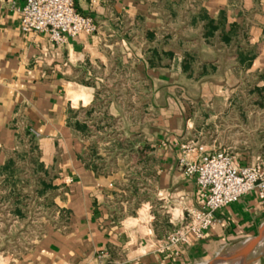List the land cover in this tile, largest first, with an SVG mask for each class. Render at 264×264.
Returning a JSON list of instances; mask_svg holds the SVG:
<instances>
[{
  "label": "crops",
  "instance_id": "obj_1",
  "mask_svg": "<svg viewBox=\"0 0 264 264\" xmlns=\"http://www.w3.org/2000/svg\"><path fill=\"white\" fill-rule=\"evenodd\" d=\"M24 2L0 0V174L7 175L8 159L21 149L18 134L26 130L57 192L51 218L37 209L24 219L12 217L8 202L0 203V264H94L100 250L108 255L103 264H199L255 237L264 201L252 191L216 211L201 239L191 235L178 250L167 245L166 235L204 200L195 177L178 167L180 144L200 128V105L206 125L222 119V102L238 93L242 79L231 68L199 79L182 73L184 49L175 25L164 29V14L167 4L201 9L214 20L223 13L226 29L246 22L249 43L257 46L246 71L252 74L264 71V0H74L77 12L99 29L63 44L22 31L18 9ZM168 37L158 48L172 60L151 67L146 41L156 46ZM96 100L108 103L92 115L109 118L97 128L140 136L154 156L151 174L122 157L106 172L88 165L90 139L74 129L71 111ZM256 159L238 157L241 165ZM134 174L150 188L131 196L126 187ZM7 191L0 182V196Z\"/></svg>",
  "mask_w": 264,
  "mask_h": 264
},
{
  "label": "trees",
  "instance_id": "obj_2",
  "mask_svg": "<svg viewBox=\"0 0 264 264\" xmlns=\"http://www.w3.org/2000/svg\"><path fill=\"white\" fill-rule=\"evenodd\" d=\"M171 6L165 5L169 13L164 14V29L171 30L170 25H175L173 31L184 49L180 62L182 73L199 79L231 68L242 79L238 93L229 98V104L234 111H238L241 117H246L249 104L261 103L263 106L264 84L259 86V83L264 81V71L246 73L257 53V46L249 43L248 24L232 23L226 29L223 13L220 18L214 20L201 9ZM186 28H191L192 31H184ZM169 39L170 37L158 42L157 47L152 46L151 41H146V45H150L146 51V60L151 67L168 65L172 60L171 52L158 48L159 45L169 43ZM253 87L258 90L252 91ZM107 103L108 101L96 100L92 107L71 111L74 129L90 139L84 159L95 171L106 172L117 158L122 157L128 162H133L135 168L143 164L146 174H151L150 167L154 156L147 145L141 144L143 140L140 136L123 137L116 132L108 133L105 129L97 128L101 120L107 121L109 118L93 116L92 112H100ZM200 108L203 111L201 116L205 117L206 110L202 105ZM229 109L227 108V111ZM18 142L21 149L8 159L5 165L7 175L0 174L1 188L8 189L0 196V203L8 202L7 212L12 217L24 219L37 209L39 214L51 218L54 213L53 198L57 189L52 184V179L48 178L47 170L36 159V140L25 130L18 134ZM99 148L103 149L102 152L98 151ZM129 182L130 186L126 188L131 196H136L140 187L150 188L136 174L129 178ZM4 220L8 223L10 219Z\"/></svg>",
  "mask_w": 264,
  "mask_h": 264
},
{
  "label": "built area",
  "instance_id": "obj_3",
  "mask_svg": "<svg viewBox=\"0 0 264 264\" xmlns=\"http://www.w3.org/2000/svg\"><path fill=\"white\" fill-rule=\"evenodd\" d=\"M18 11L23 32L45 33L58 44L81 33L94 34L99 29L92 17L77 12L74 0H25ZM178 167L185 177H195L204 200L166 235L167 245L174 249L188 243L191 235L201 239L204 231L216 222V211L243 195L255 191L264 201V159L260 157L251 164L241 165L229 151H209L205 145L190 139L180 144ZM107 256L104 250L96 252L94 264H103Z\"/></svg>",
  "mask_w": 264,
  "mask_h": 264
},
{
  "label": "rangeland",
  "instance_id": "obj_4",
  "mask_svg": "<svg viewBox=\"0 0 264 264\" xmlns=\"http://www.w3.org/2000/svg\"><path fill=\"white\" fill-rule=\"evenodd\" d=\"M256 90L258 89L252 88V91ZM222 103H225L222 107L226 106V108L230 109L226 110L222 114V119L216 121L212 126L205 124L207 117H202V108H198V117L200 118L198 125H200V128H196L194 136L190 139L214 146L217 150L225 149L237 158L256 156L264 159V105L262 106L261 103L258 105L249 104L246 110L247 116L241 117L239 112L234 111L232 106H230L229 99ZM203 108L205 109V107ZM102 150V148L98 149L99 152H102ZM229 253L222 255V257H228ZM216 262L201 263L215 264ZM253 264H264V252L253 260Z\"/></svg>",
  "mask_w": 264,
  "mask_h": 264
},
{
  "label": "bare ground",
  "instance_id": "obj_5",
  "mask_svg": "<svg viewBox=\"0 0 264 264\" xmlns=\"http://www.w3.org/2000/svg\"><path fill=\"white\" fill-rule=\"evenodd\" d=\"M247 242L245 241L244 243L239 244L237 247L232 249L230 253L227 252L230 254V256L228 257L225 256L220 258L215 264H239V255L246 246ZM263 252H264V235L260 240L258 246L252 251V253L247 258L245 264H253V260H255Z\"/></svg>",
  "mask_w": 264,
  "mask_h": 264
},
{
  "label": "water",
  "instance_id": "obj_6",
  "mask_svg": "<svg viewBox=\"0 0 264 264\" xmlns=\"http://www.w3.org/2000/svg\"><path fill=\"white\" fill-rule=\"evenodd\" d=\"M88 143H89L88 141H85L86 145H88ZM263 235H264V223L259 228L257 235L247 242L246 246L244 247V249L240 253L239 264H245L249 255L258 246ZM225 254H227V253H225ZM222 255H224V254H222ZM222 255L215 257L213 260L210 261V263L216 262L220 257H222ZM229 256H230V254H229Z\"/></svg>",
  "mask_w": 264,
  "mask_h": 264
}]
</instances>
